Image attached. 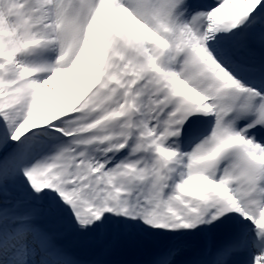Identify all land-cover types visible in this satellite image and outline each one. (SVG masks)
<instances>
[{"label":"snow or ice","instance_id":"1","mask_svg":"<svg viewBox=\"0 0 264 264\" xmlns=\"http://www.w3.org/2000/svg\"><path fill=\"white\" fill-rule=\"evenodd\" d=\"M0 264H264V0H0Z\"/></svg>","mask_w":264,"mask_h":264},{"label":"rangeland","instance_id":"2","mask_svg":"<svg viewBox=\"0 0 264 264\" xmlns=\"http://www.w3.org/2000/svg\"><path fill=\"white\" fill-rule=\"evenodd\" d=\"M69 252L77 259L93 258L95 252V245L85 239L76 238L72 236L65 237L62 240ZM110 259H141L145 257L137 256L129 252H122L117 250L113 255L108 257Z\"/></svg>","mask_w":264,"mask_h":264}]
</instances>
